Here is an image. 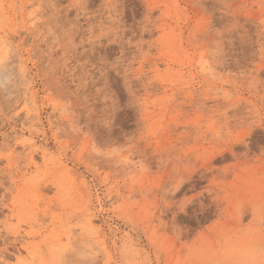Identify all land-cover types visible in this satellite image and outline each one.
Wrapping results in <instances>:
<instances>
[{"label": "rangeland", "instance_id": "rangeland-1", "mask_svg": "<svg viewBox=\"0 0 264 264\" xmlns=\"http://www.w3.org/2000/svg\"><path fill=\"white\" fill-rule=\"evenodd\" d=\"M5 57L0 264H261L264 0H0Z\"/></svg>", "mask_w": 264, "mask_h": 264}, {"label": "bare ground", "instance_id": "bare-ground-1", "mask_svg": "<svg viewBox=\"0 0 264 264\" xmlns=\"http://www.w3.org/2000/svg\"><path fill=\"white\" fill-rule=\"evenodd\" d=\"M6 42H8V41H6ZM3 43H4V41H3ZM6 60H7V57H5L1 62H0V81H1V83H4L5 82V79L4 78H6L5 77V75H6V66H5V63H6ZM3 80H4V82H3ZM0 83V84H1ZM73 244V242H72V236H71V234L70 233H68L67 235H66V237H65V243H64V245H68V247L70 246V247H72L71 245ZM63 249V248H62Z\"/></svg>", "mask_w": 264, "mask_h": 264}, {"label": "snow or ice", "instance_id": "snow-or-ice-1", "mask_svg": "<svg viewBox=\"0 0 264 264\" xmlns=\"http://www.w3.org/2000/svg\"><path fill=\"white\" fill-rule=\"evenodd\" d=\"M261 264H264V260L261 261Z\"/></svg>", "mask_w": 264, "mask_h": 264}]
</instances>
